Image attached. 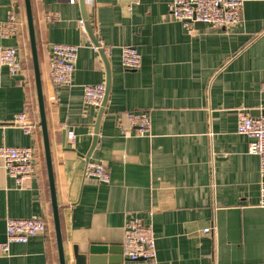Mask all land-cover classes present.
Segmentation results:
<instances>
[{
    "label": "crops",
    "instance_id": "obj_1",
    "mask_svg": "<svg viewBox=\"0 0 264 264\" xmlns=\"http://www.w3.org/2000/svg\"><path fill=\"white\" fill-rule=\"evenodd\" d=\"M171 2L84 0L110 73L89 154L99 108L84 104L82 86L106 84V66L79 27V1L30 0L66 264H75L73 248L88 258L93 244L113 250L105 264H264L259 158L236 132L239 110L264 107V0H243L240 21L223 30L184 28ZM11 14L15 33L0 46L17 49L22 71L13 77L0 67V145L31 147L35 169L16 184L0 167V243L7 218H41L47 230L11 244L0 264H59L24 0H0V23ZM53 44L78 47L70 86L50 80ZM124 46L141 55L138 69L122 67ZM132 111L149 114L150 136L120 134ZM22 113L35 126L30 134L14 124ZM87 161L100 162L110 182L85 177ZM130 217L151 226L153 263L122 256Z\"/></svg>",
    "mask_w": 264,
    "mask_h": 264
},
{
    "label": "built area",
    "instance_id": "obj_2",
    "mask_svg": "<svg viewBox=\"0 0 264 264\" xmlns=\"http://www.w3.org/2000/svg\"><path fill=\"white\" fill-rule=\"evenodd\" d=\"M75 4L79 0H67ZM88 1V0H85ZM243 0H172L170 11L172 18L182 24L184 28H192L195 23H202L206 27L223 30L238 23L241 19ZM56 14H48L47 20H53ZM85 21H79V27L84 28ZM15 19L11 14L6 22L0 23V38H7L15 33ZM94 51H105L100 45H92ZM78 47L73 45L53 44L51 46V59L49 77L56 86H70ZM121 65L125 70H136L141 65V55L130 46L120 48ZM0 67L6 68L10 76L21 74L22 65L17 49L0 46ZM264 95V85L261 86ZM105 96V84L83 85L82 98L86 105L100 108ZM124 118L127 126L119 125L120 134L124 138L132 136H150L151 123L149 114L145 111L126 112ZM14 124L26 134H30L35 127L25 113L16 116ZM236 132L249 139L248 153L259 158V207L264 208V116L252 117L247 112L239 110L236 117ZM74 142V134H67ZM0 167L19 184L22 180L34 174L35 162L31 147H12L0 145ZM84 176L94 178L102 184L110 182V176L105 167L96 161H87ZM47 225L41 218L28 219L7 218L5 220V240L0 243V252L7 254L11 244L27 243L30 237L42 234ZM204 232L208 233L206 229ZM122 256L131 262H154L155 238L152 228L138 217H130L123 228L121 243Z\"/></svg>",
    "mask_w": 264,
    "mask_h": 264
},
{
    "label": "water",
    "instance_id": "obj_3",
    "mask_svg": "<svg viewBox=\"0 0 264 264\" xmlns=\"http://www.w3.org/2000/svg\"><path fill=\"white\" fill-rule=\"evenodd\" d=\"M79 3H80L82 14H83V20L85 21V24H84L85 31L87 32L93 45L98 46L99 45L98 40L92 34L86 22L84 0H79ZM24 5H25V12H26V19H27V29H28V37H29L30 54H31V60H32V68H33L38 110H39L38 126L40 128L41 137H42L44 159H45L49 193H50V199H51L52 221H53V228H54L57 253H58V262L59 264H66L65 257H64L63 243H62V238H61V231H60L59 211H58L57 200H56V195H55V187H54L53 172H52V165H51V153H50V147H49V138H48L46 117H45L43 96H42V91H41V81H40V75H39L37 49H36L30 0H24ZM194 27L204 29L205 25L202 23H195ZM98 53L100 54L106 66L107 80L105 84L104 100L101 104V107L99 108L97 121L94 125V137H93L92 147H91L89 154L91 153L92 149H94L95 144H96L97 134H98V125H99L100 118L102 116L103 109L105 107L108 93H109L110 73H109L108 63H107L104 51L102 49H99ZM250 116L252 117L264 116V107L262 108V110H255L254 112H251ZM111 251L113 252V250H111V248H108V246L106 245L93 244L87 249V252L89 255L88 258L79 254L77 248H73V258H74L75 264H105L107 263V258H105L102 255H106L107 252H111ZM101 256L103 258H101Z\"/></svg>",
    "mask_w": 264,
    "mask_h": 264
}]
</instances>
